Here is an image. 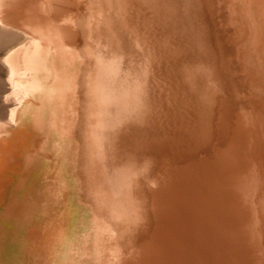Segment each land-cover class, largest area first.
<instances>
[{"label":"bare ground","instance_id":"6f19581e","mask_svg":"<svg viewBox=\"0 0 264 264\" xmlns=\"http://www.w3.org/2000/svg\"><path fill=\"white\" fill-rule=\"evenodd\" d=\"M260 25L264 0H0L8 120L36 94L44 136L0 252L77 210L52 255L5 264H264Z\"/></svg>","mask_w":264,"mask_h":264},{"label":"rangeland","instance_id":"374dc122","mask_svg":"<svg viewBox=\"0 0 264 264\" xmlns=\"http://www.w3.org/2000/svg\"><path fill=\"white\" fill-rule=\"evenodd\" d=\"M255 41L257 48L264 41L261 25ZM22 44L23 41L0 29V121L7 123L0 135V226L6 233L16 231L15 222L6 219L9 213L13 216L19 213L32 188L39 182L40 167L34 165L44 143L42 129L37 123L42 105L38 95L27 94L17 105L15 121L8 120L15 100L6 59ZM76 213L77 210L66 203L54 220L33 222L22 230L16 243L4 246L0 252V264H5L6 257L11 254L28 258L44 252L52 255L73 228Z\"/></svg>","mask_w":264,"mask_h":264}]
</instances>
